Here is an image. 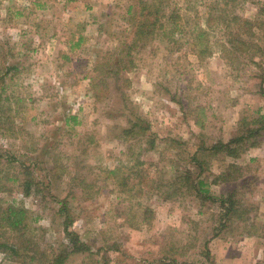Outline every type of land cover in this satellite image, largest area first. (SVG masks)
<instances>
[{
  "label": "rangeland",
  "instance_id": "obj_1",
  "mask_svg": "<svg viewBox=\"0 0 264 264\" xmlns=\"http://www.w3.org/2000/svg\"><path fill=\"white\" fill-rule=\"evenodd\" d=\"M170 1L181 8L183 42L199 25L211 56L201 60L187 44L169 50L154 41L136 55L132 71L98 77L94 90L97 61L130 31L131 0H0V95L19 111L6 119L18 136L0 132V154L40 164L32 172L39 192L26 196L17 181L1 196L29 210L34 237L48 255L64 237L56 199L70 200L71 229L92 250L67 264H264V128L240 157L201 150L261 127L241 122L264 113V0ZM217 6L256 25L243 31L218 19L208 25ZM231 35L247 49L237 50ZM133 113L148 122L155 139L150 149L145 139L131 142L143 156H131L121 136ZM230 164L239 167L235 178L215 180ZM5 166L7 175L25 176L23 168ZM116 167L119 176L109 177ZM188 169L205 179L208 194L185 186ZM130 172L121 185V175ZM228 196L245 220L225 216L220 201ZM0 264L22 263L0 252Z\"/></svg>",
  "mask_w": 264,
  "mask_h": 264
},
{
  "label": "trees",
  "instance_id": "obj_2",
  "mask_svg": "<svg viewBox=\"0 0 264 264\" xmlns=\"http://www.w3.org/2000/svg\"><path fill=\"white\" fill-rule=\"evenodd\" d=\"M180 9L177 3H173L170 0H131L126 16V19L130 23V31L127 33L125 32L123 35L124 37L119 39L118 45L109 56L102 57L97 61L93 69L94 73H97L92 83L93 89H98L101 85V80L98 77L106 78L111 75L119 76L120 73L132 71L133 68L137 66L136 55L154 41H162L169 50H179L181 46L187 44L191 52L201 60L211 56L213 52L212 46L210 45L207 32L202 29L201 26L195 25L192 27L189 30L188 39L183 42V27L181 24L182 14L180 13ZM217 19L226 23L225 27L228 29L235 24L240 31H243L245 26L253 30V26L256 25L251 20L240 17L237 12H229L228 8L225 6L212 8L206 22L208 25H211L214 23V20ZM81 40L72 45V49L80 45ZM228 41L234 46H239L236 47L237 50H243L241 46L247 49L246 45L248 44L241 38L238 41V39H234L233 35H231ZM252 46L261 50L258 43ZM254 62L256 63L257 61ZM13 69H17V67H7V72ZM3 79L4 76L2 77V80ZM11 104V97H7L3 100L0 95V111L3 112V115L0 114V132H3L2 134L6 136L16 137L18 136V131L13 130L10 132L9 128L6 127L8 123L6 121L7 118L12 119L14 115H19V111H14L15 109H12ZM4 116L5 119H3ZM69 118L77 122L76 115L70 116ZM69 118L66 119V122H69ZM241 123H259L261 127L247 129V133H243L244 135H239L229 141L220 140L210 148H202L201 150L213 154H215V152H224L226 156L240 157L242 153L247 150L248 146L258 144L257 141H254L250 145H246L250 137L259 136L261 134L264 128V113L251 120H248V117H244ZM121 136L124 140L129 142V154H131V156H143L141 151L139 154L132 151L134 144L132 145L131 142L136 143V141L133 140L142 141L145 139L146 142L149 143L147 149L155 147V139L149 132L148 122L144 121L143 117L138 116L137 113L131 115L129 127L123 130ZM199 152L201 151L198 150L194 154L193 160H199ZM44 153L45 156L50 153L48 148L45 149ZM4 156H7L9 159L7 162L3 160ZM46 161L50 163L48 159H46ZM6 163L12 164L14 168H23L22 172L25 173V176L19 178L16 175H7ZM136 164L138 166L143 165L144 160L137 159ZM35 167L39 169L40 164H35L34 166H32V164L25 165L13 153L8 152L6 155L0 154V252L5 254L7 260L21 262L22 264H67L74 255L90 253L92 250V247L83 240L80 233L75 229H71L74 221L70 200L67 197L56 199L60 204L58 213L64 216V237L60 246L52 252V255H48L40 251L41 245H39L34 237L33 231L35 227L32 225V222L36 221V219L29 215V210L22 204L18 205L15 201L5 203L1 196L4 192L13 191L15 187L14 184L17 181H19L18 188L23 191L24 195L30 196L33 192H35V194L39 192V181H37L34 173H32ZM133 168L136 169L135 166H133ZM233 168L238 169L239 167L237 168L235 164H230L228 171L218 174L215 180L223 178L224 181H230L234 179L235 171ZM129 169L131 170V167ZM200 169L199 174L204 171V168ZM121 170L122 168L116 167L114 169H109L107 173L109 177H113L117 174L119 176ZM141 171L142 170H139L138 174H141ZM184 173L185 186L189 185L190 188L197 190L199 193L208 194L209 190L205 189L207 184L205 183V179L194 177V172L189 169L186 171L184 170ZM121 176L124 177L122 180H120ZM121 176L118 177V180H120L121 185H126L131 178V172L126 176L124 174ZM179 176L180 175H178V177ZM220 202L222 207H224L225 216H236L241 220H245V212L242 211L239 207V203L235 201L232 196L221 199ZM147 210L150 211V209Z\"/></svg>",
  "mask_w": 264,
  "mask_h": 264
}]
</instances>
